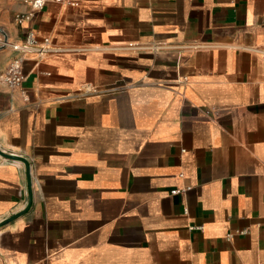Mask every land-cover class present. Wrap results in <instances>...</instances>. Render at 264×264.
<instances>
[{"label": "crops", "instance_id": "1", "mask_svg": "<svg viewBox=\"0 0 264 264\" xmlns=\"http://www.w3.org/2000/svg\"><path fill=\"white\" fill-rule=\"evenodd\" d=\"M30 32L55 52L20 88L0 46L29 166L0 156V264H264V0H0V39Z\"/></svg>", "mask_w": 264, "mask_h": 264}, {"label": "built area", "instance_id": "2", "mask_svg": "<svg viewBox=\"0 0 264 264\" xmlns=\"http://www.w3.org/2000/svg\"><path fill=\"white\" fill-rule=\"evenodd\" d=\"M24 3L32 8L33 11H42L47 4L49 3H60L66 7H76L79 5L80 0H24ZM32 17V14H23L17 16V21L21 23L23 19H29ZM7 39H0L1 48H10L15 52L21 54V57L15 59L8 67L7 71L1 76L2 82H4L8 87L12 89L20 88L24 81L26 80V75L23 70V62L25 56L32 54L36 55L38 58L43 57L48 54H52L55 50L51 47V42L49 39L44 40L43 43H40L37 39L35 33H28L26 40L22 44L11 43L6 41ZM186 49L190 50H199L206 48L207 46L200 44H188L184 46ZM164 45L155 46L153 49L159 50L163 49ZM251 52L259 55L264 59V46L263 47H254L250 49ZM88 92H96L90 87H87ZM177 191L172 192V194H177ZM239 235H246V231H239ZM232 235H229L228 238H231Z\"/></svg>", "mask_w": 264, "mask_h": 264}, {"label": "water", "instance_id": "3", "mask_svg": "<svg viewBox=\"0 0 264 264\" xmlns=\"http://www.w3.org/2000/svg\"><path fill=\"white\" fill-rule=\"evenodd\" d=\"M8 41V40H6ZM0 156L3 157V158H6V159H9V160H19V161H22L26 164V161L24 159H20L18 157H15L13 155H9L7 153H4L0 150ZM26 167H27V174L29 175V166L26 164ZM25 212H22V213H19L18 215H14L13 217H11L10 219L6 220L3 225L17 219L18 217L22 216Z\"/></svg>", "mask_w": 264, "mask_h": 264}]
</instances>
